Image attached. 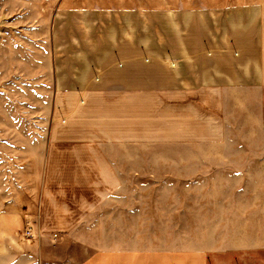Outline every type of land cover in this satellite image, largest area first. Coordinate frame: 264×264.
Returning a JSON list of instances; mask_svg holds the SVG:
<instances>
[{
	"label": "crops",
	"instance_id": "crops-1",
	"mask_svg": "<svg viewBox=\"0 0 264 264\" xmlns=\"http://www.w3.org/2000/svg\"><path fill=\"white\" fill-rule=\"evenodd\" d=\"M83 19L99 36L69 50L73 66H55L50 123L36 145L41 236L0 239V264H215V247L141 240L169 230L155 217L171 207L156 200L172 195L140 185L233 182L222 170L211 179L151 172L181 167H243L264 182V50L213 12L165 13L163 31L139 10Z\"/></svg>",
	"mask_w": 264,
	"mask_h": 264
},
{
	"label": "rangeland",
	"instance_id": "rangeland-1",
	"mask_svg": "<svg viewBox=\"0 0 264 264\" xmlns=\"http://www.w3.org/2000/svg\"><path fill=\"white\" fill-rule=\"evenodd\" d=\"M117 10L147 12L160 31L165 13L206 11L221 21L227 15L234 21V31L250 33L252 46L264 50V0H0V239L14 245L36 239L26 241L24 228L30 222L38 231L34 209L42 149L36 145L50 123L53 71L57 64L64 69L73 66L65 62L69 50L92 46L90 38L99 36L91 35V28L80 23L84 16L98 22L104 13ZM147 21L142 25L147 27ZM141 31V36L147 34L145 28ZM238 35L234 42H248ZM221 170L231 174L233 182L140 185L141 191L172 195L156 200L171 207L167 217H155V223H165L169 230L142 231L141 240L155 235L172 248L215 247L211 255L215 264H264V182L260 178L250 182L243 167L153 168L151 172L211 179V175H221Z\"/></svg>",
	"mask_w": 264,
	"mask_h": 264
},
{
	"label": "built area",
	"instance_id": "built-area-1",
	"mask_svg": "<svg viewBox=\"0 0 264 264\" xmlns=\"http://www.w3.org/2000/svg\"><path fill=\"white\" fill-rule=\"evenodd\" d=\"M29 224L24 228V235L28 238L26 241L34 240L35 238L37 239L40 236V232L36 231L32 223L28 222Z\"/></svg>",
	"mask_w": 264,
	"mask_h": 264
}]
</instances>
